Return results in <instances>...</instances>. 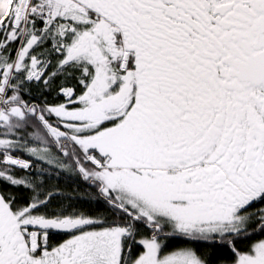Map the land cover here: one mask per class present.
Listing matches in <instances>:
<instances>
[{
	"label": "snow or ice",
	"instance_id": "obj_1",
	"mask_svg": "<svg viewBox=\"0 0 264 264\" xmlns=\"http://www.w3.org/2000/svg\"><path fill=\"white\" fill-rule=\"evenodd\" d=\"M0 264H264V0H0Z\"/></svg>",
	"mask_w": 264,
	"mask_h": 264
}]
</instances>
